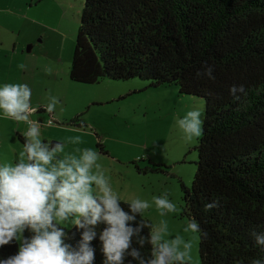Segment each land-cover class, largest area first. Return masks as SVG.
<instances>
[{
  "label": "trees",
  "instance_id": "trees-1",
  "mask_svg": "<svg viewBox=\"0 0 264 264\" xmlns=\"http://www.w3.org/2000/svg\"><path fill=\"white\" fill-rule=\"evenodd\" d=\"M209 66L214 79L197 75ZM70 79L86 85L139 79L203 100L195 175L190 187L181 182L183 215L207 232L198 234L200 264L264 259L253 236L264 233V0H84ZM239 85L247 95L237 100L229 90ZM69 125L87 127L81 116ZM17 137L23 145V135ZM213 201L218 206L206 211ZM143 219L149 221L144 213ZM104 227L91 242L93 264L105 259ZM65 231V242L75 246L82 230ZM18 247V241L0 247V258Z\"/></svg>",
  "mask_w": 264,
  "mask_h": 264
},
{
  "label": "rangeland",
  "instance_id": "rangeland-1",
  "mask_svg": "<svg viewBox=\"0 0 264 264\" xmlns=\"http://www.w3.org/2000/svg\"><path fill=\"white\" fill-rule=\"evenodd\" d=\"M37 1L0 0L12 9L0 12V87L27 84L32 106L43 109L29 117L40 124L41 139L64 141L66 152H98L97 163L120 200H147L152 206L144 216L153 225L166 221L168 236L191 240L190 264H200L198 234L183 231L189 219L183 215L181 189V182L192 184L200 137L186 140L178 121L193 109L201 111L203 120L205 102L181 95L175 86L153 88L139 79L92 85L71 81L84 0ZM50 97L59 101L54 115L43 108ZM76 116L86 123L85 129L69 125ZM27 129V123L0 114V164L16 162L23 149L17 136ZM75 136L81 137L79 144L67 142ZM165 193L178 211L161 216L153 197Z\"/></svg>",
  "mask_w": 264,
  "mask_h": 264
},
{
  "label": "clouds",
  "instance_id": "clouds-1",
  "mask_svg": "<svg viewBox=\"0 0 264 264\" xmlns=\"http://www.w3.org/2000/svg\"><path fill=\"white\" fill-rule=\"evenodd\" d=\"M197 75L214 79L210 66ZM229 91L237 100L247 95L244 85L232 86ZM31 98L27 84L0 87L3 118L28 124L16 162L0 164V247L19 242L17 253L0 258V264H93L91 242L101 224L105 225L99 233L103 264H125L128 257V264H190L192 241L181 235L168 236L166 221L153 225L144 220L143 213L152 206L147 200L134 198L124 210L97 163L98 152L91 148L66 152L64 141L41 139L40 124L29 119L39 109L32 106ZM58 103L56 97H50L43 108L54 115ZM201 116L200 110L193 109L178 121L186 140L202 135ZM67 142L79 144L81 137H68ZM153 203L161 216L178 211L167 193L154 196ZM216 206L218 201H213L205 205V210ZM67 227L82 230L75 246L65 242L70 239ZM145 228L149 231L142 235ZM26 230L31 233L29 237L23 236ZM183 231L207 237L194 218ZM253 236L255 243L264 247V233ZM146 245L150 246L148 254L142 251ZM251 264H264V259L253 258Z\"/></svg>",
  "mask_w": 264,
  "mask_h": 264
},
{
  "label": "crops",
  "instance_id": "crops-1",
  "mask_svg": "<svg viewBox=\"0 0 264 264\" xmlns=\"http://www.w3.org/2000/svg\"><path fill=\"white\" fill-rule=\"evenodd\" d=\"M11 10H12L11 7L3 6L0 4V12H4L3 14L10 13V12H12ZM0 35H1V32H0Z\"/></svg>",
  "mask_w": 264,
  "mask_h": 264
},
{
  "label": "built area",
  "instance_id": "built-area-1",
  "mask_svg": "<svg viewBox=\"0 0 264 264\" xmlns=\"http://www.w3.org/2000/svg\"><path fill=\"white\" fill-rule=\"evenodd\" d=\"M50 124H51V125H53V124H54V122H53V121H50Z\"/></svg>",
  "mask_w": 264,
  "mask_h": 264
}]
</instances>
